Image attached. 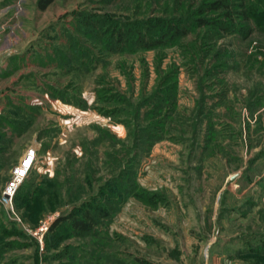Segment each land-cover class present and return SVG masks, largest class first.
<instances>
[{
	"label": "rangeland",
	"instance_id": "obj_1",
	"mask_svg": "<svg viewBox=\"0 0 264 264\" xmlns=\"http://www.w3.org/2000/svg\"><path fill=\"white\" fill-rule=\"evenodd\" d=\"M189 262L264 264V0H0V264Z\"/></svg>",
	"mask_w": 264,
	"mask_h": 264
},
{
	"label": "trees",
	"instance_id": "obj_2",
	"mask_svg": "<svg viewBox=\"0 0 264 264\" xmlns=\"http://www.w3.org/2000/svg\"><path fill=\"white\" fill-rule=\"evenodd\" d=\"M53 0H37V9L39 10H44ZM217 6V3L214 5V7ZM157 26H160V28H164V33L163 36H169V37H173V36H181L183 34L186 33L185 28L181 25V23L179 22H172L169 19H160L159 22L157 23ZM118 39L122 41L126 40V42H128V38L125 35V33L119 31L118 32ZM132 36H134L135 39L139 40L140 42H142L143 47H150L153 46L154 44H156V42H160V41H153L152 43H148L146 41V37L144 35V33L139 32V33H132ZM126 38V39H125ZM94 219V216L92 214H90L89 212H87L84 216V218H77V217H73L71 215H67V216H61L58 217L53 224L51 225V230H53V228H55L60 222L62 221H70V224H72L75 228H78L79 230H83L86 231L89 229V223Z\"/></svg>",
	"mask_w": 264,
	"mask_h": 264
},
{
	"label": "built area",
	"instance_id": "obj_3",
	"mask_svg": "<svg viewBox=\"0 0 264 264\" xmlns=\"http://www.w3.org/2000/svg\"><path fill=\"white\" fill-rule=\"evenodd\" d=\"M30 156L31 157H35V160H34V164H35L37 155H36V148L34 146H30V147L27 148V150L25 152V155L22 157V159H23L22 160V164H24L25 161ZM18 168H19V163L12 169V171H11V179L9 180V182L6 185L5 189L3 190L2 197H3V199L6 202L11 200L12 196L14 195L15 190L17 189V187H14V188L11 189V186H12L13 181L15 180V174H16ZM20 183H18V185ZM47 227H48L47 221L41 222L40 225L38 226V228H36L35 231L33 232L34 235H42L44 233V231L47 229Z\"/></svg>",
	"mask_w": 264,
	"mask_h": 264
},
{
	"label": "bare ground",
	"instance_id": "obj_4",
	"mask_svg": "<svg viewBox=\"0 0 264 264\" xmlns=\"http://www.w3.org/2000/svg\"><path fill=\"white\" fill-rule=\"evenodd\" d=\"M37 159V158H36ZM23 160V159H22ZM22 160L19 163V168L15 174V180L12 183L11 189L14 187H18V183H20L25 176L27 175L29 169H31L34 165L35 157H29L24 164H22ZM24 181V180H23Z\"/></svg>",
	"mask_w": 264,
	"mask_h": 264
},
{
	"label": "crops",
	"instance_id": "obj_5",
	"mask_svg": "<svg viewBox=\"0 0 264 264\" xmlns=\"http://www.w3.org/2000/svg\"><path fill=\"white\" fill-rule=\"evenodd\" d=\"M216 263V262H215ZM188 264V263H187ZM189 264H191L190 262H189ZM206 264V263H205Z\"/></svg>",
	"mask_w": 264,
	"mask_h": 264
}]
</instances>
